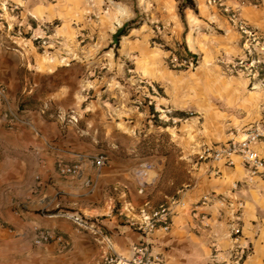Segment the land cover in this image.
<instances>
[{"label": "crops", "instance_id": "1", "mask_svg": "<svg viewBox=\"0 0 264 264\" xmlns=\"http://www.w3.org/2000/svg\"><path fill=\"white\" fill-rule=\"evenodd\" d=\"M208 1L194 0L197 12L184 10L185 26L172 16L165 39L184 44L198 60L194 68L171 70L158 49L133 45L150 107L128 104L116 92L91 101L96 80L85 82L88 65L80 59L20 61L0 53V85L7 89L0 105V148L7 162L1 180L14 183L17 199L12 212L0 215V264H101L109 248L130 258L141 242L163 264H219L232 247L229 222L216 203L199 202L211 193L230 196L233 184V196L244 203L241 243L251 248L244 264H264V179L248 181L237 156L232 164L197 159L201 146L235 139L264 114V88L251 90L247 79L225 70L244 56L242 39L222 8ZM224 6L264 38V0H224ZM6 108L28 125L8 128ZM160 113L176 122L158 126L154 114ZM69 117L77 122L68 123ZM255 149L264 159V142ZM98 155L107 161L100 169L80 159ZM59 161L80 163V172L61 176ZM143 164L151 169L143 173L140 192L134 173ZM173 198L181 204L173 208L169 232L144 236L129 225L140 210L150 212ZM63 214L95 221L104 239L77 230ZM34 228L60 234L67 247L35 246Z\"/></svg>", "mask_w": 264, "mask_h": 264}, {"label": "rangeland", "instance_id": "2", "mask_svg": "<svg viewBox=\"0 0 264 264\" xmlns=\"http://www.w3.org/2000/svg\"><path fill=\"white\" fill-rule=\"evenodd\" d=\"M176 14L177 2L172 0H0V53L20 61L80 59L88 65L83 69L85 82L96 80L94 88L91 84V101L116 92L128 104L134 101L133 106L150 107L151 99L144 96L145 84L135 72L138 59L133 45L144 43L158 49L161 63L175 70L168 62L170 51L179 45L165 39L172 30L170 19ZM127 22H131L127 35L115 42L113 34ZM147 35L151 38L145 40ZM159 115L154 117L158 126L172 123L169 114ZM160 138L165 140L166 135L162 132ZM4 157L0 148L3 216L17 203L14 183L1 180L7 167ZM5 231L9 235L13 232Z\"/></svg>", "mask_w": 264, "mask_h": 264}, {"label": "built area", "instance_id": "3", "mask_svg": "<svg viewBox=\"0 0 264 264\" xmlns=\"http://www.w3.org/2000/svg\"><path fill=\"white\" fill-rule=\"evenodd\" d=\"M208 3L222 8V11L227 14L231 25L236 28L242 39L244 56L226 63V72L230 75L243 76L248 80L251 90L264 88V38L256 31L251 30L244 21L239 19L237 12L227 9L224 6V0H209ZM177 51L179 55H176ZM168 63L169 67L172 69L179 70L194 68L198 60L193 57H187L183 49L179 47L178 49L170 51ZM6 102L7 89L4 85H0V105H4ZM189 116H191V114ZM2 117L6 124H8V128H12L19 124L28 125L17 113L8 108L3 111ZM76 122L77 120L75 118H68V123ZM171 122L175 123L176 120L171 119ZM261 142H264V114L261 120L248 125L242 129V131L236 133L235 139L223 144L201 146L197 154V159L200 162L212 161L232 164L231 158L237 156L242 161L248 181L253 178L264 179V159L255 149V145ZM80 159L88 160L96 169L104 167L107 162L103 155L81 156ZM56 167L57 172L61 176H76L81 169L80 163L78 162L66 164L59 161L56 163ZM150 169V165L143 164L135 170L134 174L139 182L140 192L143 189V182H141L143 173ZM237 187V184L232 185L230 196L211 193L204 195L199 202V205H206L212 202L216 203L221 216H225L229 222L232 247L229 250V259L219 262V264H244L245 260L251 254L250 246L241 243L242 231L240 221L244 203L233 196ZM180 204L177 198H173L160 204L150 212L140 210L136 218H129V225L144 236L154 231L167 233L170 231L172 224L173 208ZM129 211V207L124 209V212ZM62 216L71 221L77 230L87 232L97 238H101V240L104 239L102 230L96 225L95 221L73 214H63ZM1 226L0 220V227ZM33 232V244L35 246L56 243L63 249L67 247L64 238L52 230L34 228ZM132 252V257L124 258L109 248L101 264H163L160 258L152 255L150 244L147 242H141L135 245L132 248Z\"/></svg>", "mask_w": 264, "mask_h": 264}, {"label": "trees", "instance_id": "4", "mask_svg": "<svg viewBox=\"0 0 264 264\" xmlns=\"http://www.w3.org/2000/svg\"><path fill=\"white\" fill-rule=\"evenodd\" d=\"M177 2V14L181 20V22L183 23V25L185 26V21H184V10L185 9H190L194 12H197V8H196V5L194 3V0H174ZM131 24V22H127L125 24H123L120 28H118L115 33L113 34L112 38L115 42H118V40L123 37V36H126L127 35V28L128 26ZM179 47L181 49H183L185 55L187 57H193V58H196L194 55L190 54L184 44H181L179 45ZM176 55H179V52L177 51L176 52ZM181 70V69H179ZM177 115L179 116H184V113H176ZM154 117H156V115L154 114Z\"/></svg>", "mask_w": 264, "mask_h": 264}]
</instances>
